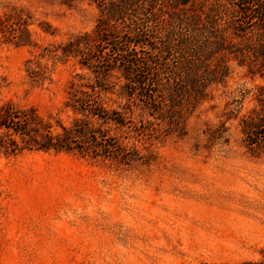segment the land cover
Wrapping results in <instances>:
<instances>
[{
  "label": "rangeland",
  "instance_id": "374dc122",
  "mask_svg": "<svg viewBox=\"0 0 264 264\" xmlns=\"http://www.w3.org/2000/svg\"><path fill=\"white\" fill-rule=\"evenodd\" d=\"M139 8L161 37V13L146 23ZM98 16L91 0H0V109L32 119L27 134L0 128V264H264V140L238 124L259 114L264 79L232 60L225 84L169 125L140 100L118 41L88 66L63 54ZM147 55L140 75L164 82L173 59Z\"/></svg>",
  "mask_w": 264,
  "mask_h": 264
},
{
  "label": "trees",
  "instance_id": "16d2710c",
  "mask_svg": "<svg viewBox=\"0 0 264 264\" xmlns=\"http://www.w3.org/2000/svg\"><path fill=\"white\" fill-rule=\"evenodd\" d=\"M91 1L99 8L93 36L84 34L78 37L80 41H70L63 54L78 55L80 65L88 66L97 58L98 46L102 48L110 41H118L121 62L138 76L135 82L140 100L150 115L166 120L169 125L184 123L197 105L209 100L207 90L210 86L225 84L232 60L238 66H246L252 77L259 75L264 79V0H212L201 12L192 9V12L184 11L175 18L163 8L189 0ZM140 4L149 9L146 23L155 20L156 13L152 9L161 13L160 22L163 24L156 27L163 30L161 37L156 36L158 31L152 30V24L143 25L139 17ZM24 32L27 33L26 28ZM93 40L95 50H90ZM82 45L88 50L84 51ZM140 53L148 54L145 63L142 62L147 65H158L156 58L168 56L173 59L164 82L147 83L140 75ZM126 88L127 92L131 90L128 86ZM260 89L255 96L261 105L259 114L256 118H242L238 123L251 145H259L264 140V131L253 130L258 128L256 119L262 121L264 127V86ZM31 124V118L0 109V128L13 127L15 132L27 134V127ZM41 147L60 149L62 145L46 143Z\"/></svg>",
  "mask_w": 264,
  "mask_h": 264
}]
</instances>
